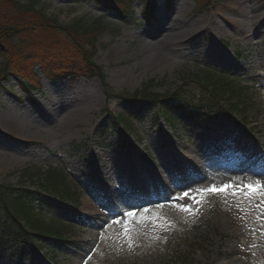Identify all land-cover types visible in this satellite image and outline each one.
<instances>
[{"label": "rangeland", "instance_id": "obj_1", "mask_svg": "<svg viewBox=\"0 0 264 264\" xmlns=\"http://www.w3.org/2000/svg\"><path fill=\"white\" fill-rule=\"evenodd\" d=\"M126 4L135 11L128 21L120 19L115 9L104 12L91 0L37 3L44 20L55 19L65 26L79 19L90 25L101 19L111 28L101 32L88 51L95 66L101 67L104 82L85 71L81 77L48 79L38 70V89L29 99L17 86L0 88V183L48 197L44 216H59L65 203L47 196L38 178L50 170L55 177L60 170L79 205L67 207L73 223L64 231L76 242L72 250L58 252L55 261L24 250L23 261L2 256L0 264H264V188L249 193L244 187L256 181L264 186V161L260 162L264 159V0H211L208 11L197 10L192 0H157L151 20L140 14V0L117 2L130 15ZM238 6L245 15L239 16ZM17 14L1 5L0 27L11 18L8 22L29 32L16 35L14 43L6 41L7 50L0 51L15 60L9 68L18 62L14 68L20 67L22 56L33 55L36 47L50 52L53 43L57 51L81 61L80 47L60 30L29 14L13 18ZM168 31L176 38L164 40ZM31 65H24V74ZM201 68L226 73L234 85L246 90L245 115L198 114L194 124L206 129L204 140L210 141L204 163L219 157L238 162L250 155L259 160L256 166L240 169L222 162L211 165L203 178L183 177L194 164L188 160L180 166V158L195 156L203 136L195 134L199 128L191 127L187 118L175 127L166 121L162 111H182L172 109V104L155 105L139 119L128 116L129 128L114 124L115 113L136 111L107 97L103 83L113 93L132 94L150 80L153 93L190 89L179 97L195 103L199 89L187 77ZM10 85L16 81L11 79ZM15 93L21 94L20 99ZM107 125L114 126L106 129ZM227 135L229 141L223 142ZM141 157L152 161L156 181L162 178L166 185H176L159 195L127 199L138 194L129 170L147 168ZM143 183L142 187L155 189L156 183ZM226 184L231 187L223 192L206 191ZM55 186L63 192L67 189L61 178ZM181 206L191 210L185 212ZM128 212L133 215L126 216ZM0 237H6L1 230ZM9 248L2 253L12 251Z\"/></svg>", "mask_w": 264, "mask_h": 264}, {"label": "trees", "instance_id": "obj_2", "mask_svg": "<svg viewBox=\"0 0 264 264\" xmlns=\"http://www.w3.org/2000/svg\"><path fill=\"white\" fill-rule=\"evenodd\" d=\"M38 1L39 0H0V13L1 5H4V8L7 10L18 13L13 18L18 17L21 19L24 18L22 15L29 14L32 16L30 18L44 20L45 14L43 10L37 7ZM92 1L98 5L107 7V9H115L118 15L124 19L130 16L128 15V9L119 8L117 5V2L121 0ZM142 1L144 13L148 14V11L153 7L154 0ZM206 1L205 6L208 7L207 4H209L211 0ZM200 3L201 2H196V5L198 4V6H201ZM126 5L129 6L128 4ZM10 19L6 18V26L0 27V51L4 49L7 50L6 41L9 40L14 43L16 35L29 33L25 31V29L23 30L22 27L20 28V26L8 22L12 21ZM47 19L44 21L48 25L60 30L59 32L63 33L64 37L69 40L72 45L76 44L75 46H77V48L80 47L78 50L81 51V61L57 51V43H53L52 45L54 47L52 49L50 48V52L46 51L45 48L36 47L33 50V55L31 52L22 56L23 59H21L22 62L20 63V67L14 68V66L19 63L18 62L13 67L9 68L10 62H15V60H13V57L10 58L6 52H3L0 54V88H5L6 85L10 84V80L14 79L17 82V86H19L26 95H29L38 87V79L35 78V74H38V70L39 73L46 78H55L66 74L76 76L81 75L82 72L85 71L84 74L88 76L94 74L104 82L102 71L100 67L94 65L91 57L92 55L89 52L94 49L93 46L98 35L111 28L101 19L94 20L91 25L83 19H79V21L75 20L65 26L59 24L55 19ZM87 46L90 47L89 50ZM30 62H32V65ZM24 65H31L27 74H24ZM215 71L216 70L213 71L209 68H201L196 72H191L187 77L194 79L198 85L202 84L203 96L207 97L209 101L207 110L212 112V110L225 108L234 111L238 106H243L245 100L244 90L241 89L240 86L233 84L232 77L225 73L223 74L222 72ZM150 82L149 80L143 83V86L132 94L124 92L113 93L108 85L105 83L103 84L104 87H106L104 89L107 97H114L121 102L134 106L138 110L142 108L144 103L160 101L159 95L151 91L154 86H152ZM12 87H14V85ZM167 95L168 94L165 96ZM172 95L177 96L175 93H172ZM233 100H236L239 104L236 105L231 103ZM211 103L213 104L211 105ZM172 106L178 108L180 107V103L172 104ZM195 108L197 107L193 106V109ZM186 111L192 112V108L186 109ZM184 114V112L180 114L171 113L167 115L166 119L172 126H177V124L182 123V116ZM123 116V113H118L116 118L119 119ZM50 171L38 178L39 186L49 194H56L58 198L67 202L69 206H77L78 201L74 197V192H72L67 185L63 172L59 170L57 176L54 177V174L49 175ZM59 178H61L64 185L67 187L64 192L56 189L57 187L55 185ZM44 204H47L46 198H39V196L28 189L0 183V210H3L0 212V230L6 235V237H0V250L9 247L15 249L24 244L27 245V248H40L41 246H46L47 251L51 254V258L53 259L55 252H66L74 245V241L69 237H65L66 234L64 231L67 227H71L72 223L66 221L68 219L61 217V215L58 217L52 214L49 218L43 216ZM65 210L66 209H62L61 213H64ZM25 212L36 215L29 218L24 215Z\"/></svg>", "mask_w": 264, "mask_h": 264}, {"label": "snow or ice", "instance_id": "obj_3", "mask_svg": "<svg viewBox=\"0 0 264 264\" xmlns=\"http://www.w3.org/2000/svg\"><path fill=\"white\" fill-rule=\"evenodd\" d=\"M230 187H231L230 184H226V185H224V186H222L220 188H216L215 186H213L210 189H206V191H209V192H223V191L227 190ZM244 187L248 189V192L249 193L259 192L262 188H264V186H262L260 184V181H256L255 182V185H253V184H247ZM184 196H187V193H185ZM181 210L187 212V211H190L191 209L188 206H181ZM125 215L126 216H132L133 213L128 212Z\"/></svg>", "mask_w": 264, "mask_h": 264}, {"label": "bare ground", "instance_id": "obj_4", "mask_svg": "<svg viewBox=\"0 0 264 264\" xmlns=\"http://www.w3.org/2000/svg\"><path fill=\"white\" fill-rule=\"evenodd\" d=\"M238 8H239V10H237V13L239 14V16H243V15H245V13H244V11H243V8L242 7H240V6H238ZM205 25H206V23H204ZM166 37H165V39L164 40H169V39H175L176 38V34L175 33H173V32H170V31H168L166 34H164ZM244 163H248L247 161L246 162H244ZM132 175H136V176H140V175H137V173L136 172H131V176ZM150 179H154V175H151V178Z\"/></svg>", "mask_w": 264, "mask_h": 264}]
</instances>
